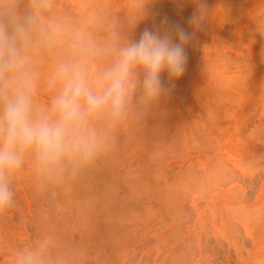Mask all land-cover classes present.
<instances>
[{
    "label": "rangeland",
    "instance_id": "374dc122",
    "mask_svg": "<svg viewBox=\"0 0 264 264\" xmlns=\"http://www.w3.org/2000/svg\"><path fill=\"white\" fill-rule=\"evenodd\" d=\"M183 75L143 124L75 177L25 171L0 214V264L40 234L66 264H264V0H204ZM192 0H55L73 33L116 18L129 35L179 25ZM48 69L47 60L42 61ZM40 100L47 101L41 93Z\"/></svg>",
    "mask_w": 264,
    "mask_h": 264
},
{
    "label": "clouds",
    "instance_id": "9594fccd",
    "mask_svg": "<svg viewBox=\"0 0 264 264\" xmlns=\"http://www.w3.org/2000/svg\"><path fill=\"white\" fill-rule=\"evenodd\" d=\"M192 31L145 28L139 39L112 18L103 30L75 34L53 18L55 0H0V214L17 206L25 171L38 184L75 177L109 153L129 126L143 124L179 79L186 47L207 18L192 0ZM47 60L45 72L42 61ZM47 101L40 100L41 93ZM13 264H66L43 233L16 250Z\"/></svg>",
    "mask_w": 264,
    "mask_h": 264
}]
</instances>
